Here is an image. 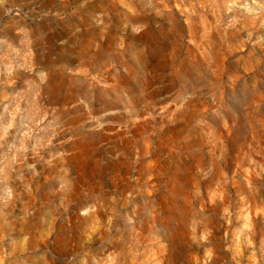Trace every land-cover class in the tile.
I'll return each instance as SVG.
<instances>
[{"label": "rangeland", "instance_id": "374dc122", "mask_svg": "<svg viewBox=\"0 0 264 264\" xmlns=\"http://www.w3.org/2000/svg\"><path fill=\"white\" fill-rule=\"evenodd\" d=\"M0 264H264V0H0Z\"/></svg>", "mask_w": 264, "mask_h": 264}]
</instances>
